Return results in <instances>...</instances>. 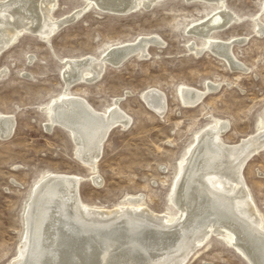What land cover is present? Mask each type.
<instances>
[{"label":"rangeland","instance_id":"1","mask_svg":"<svg viewBox=\"0 0 264 264\" xmlns=\"http://www.w3.org/2000/svg\"><path fill=\"white\" fill-rule=\"evenodd\" d=\"M205 1L157 0L129 14L91 5L74 17L86 0H58L54 17L69 19L67 23L49 39L26 31L1 53L0 114L14 117L15 131L9 139L0 138V264H15L19 257L26 208L48 174L83 177L80 196L91 207L110 209L126 204L128 197L142 196L150 209L177 216L171 193L197 134L221 120L228 125L224 141L236 144L264 126V32L256 28L257 19L264 25V0H226L239 21L212 31L215 38L234 40L233 52L245 72L212 50L196 54L195 46L206 42L193 28L219 8ZM146 36L161 42L152 44L147 56L133 55L120 66L108 63L99 79L68 90L101 112L118 101L131 118L128 128L117 126L108 135L98 163L99 186L77 158L72 133L49 126L50 110L67 86L65 61L99 58L112 46ZM211 84L220 87L209 90ZM183 86L208 93L191 108L179 97ZM151 88L167 96L163 115L143 98ZM244 174L264 223V148L247 163ZM186 264L249 263L229 234L213 232Z\"/></svg>","mask_w":264,"mask_h":264},{"label":"bare ground","instance_id":"2","mask_svg":"<svg viewBox=\"0 0 264 264\" xmlns=\"http://www.w3.org/2000/svg\"><path fill=\"white\" fill-rule=\"evenodd\" d=\"M156 1L86 0L87 6L74 17L87 12L91 5L129 14L140 7L150 8ZM206 1L219 8L194 26L206 42L203 47L195 46L196 54L209 49L233 69L247 71L233 52L234 40L212 35V31L238 22L239 17L227 8L226 0ZM57 5L58 0H0V55L26 31L43 39L54 35L69 20L54 17ZM262 23L257 19L261 34ZM152 44H161L157 36L112 46L99 58L65 61L67 86L50 110L49 126L57 124L72 133L77 158L99 186L103 181L98 163L108 135L117 126L128 128L131 118L118 101L101 112L68 90L73 84L99 79L108 63L120 66L133 55L147 56ZM219 87L211 84L208 89ZM207 93L183 86L179 97L185 106L193 108ZM143 98L158 114L165 113L168 99L161 90L148 89ZM227 129V123L216 120L197 134L171 193L177 216L150 209L142 196L128 197L126 204L110 209L91 207L80 196L83 177L48 174L35 187L26 208L25 233L15 264H186L213 232L229 234L249 264H264V223L244 174L247 163L264 148V126L236 144L224 141ZM14 131V117L0 114V138L9 139Z\"/></svg>","mask_w":264,"mask_h":264}]
</instances>
